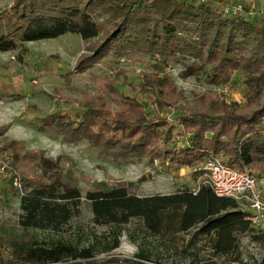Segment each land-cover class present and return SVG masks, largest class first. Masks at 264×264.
I'll return each mask as SVG.
<instances>
[{
  "label": "trees",
  "instance_id": "trees-1",
  "mask_svg": "<svg viewBox=\"0 0 264 264\" xmlns=\"http://www.w3.org/2000/svg\"><path fill=\"white\" fill-rule=\"evenodd\" d=\"M68 33L78 35L85 42L94 41L89 54L78 59L76 72L88 69L109 54L117 57L188 54L208 65L222 85H228L234 73H245L248 107L257 104L264 92V21H251L242 15L226 17L211 3L12 0L9 7L0 11V52ZM104 79L108 93L114 96L111 102L119 106L112 119L107 118L108 101L98 91L87 101L81 121L55 113L46 117L41 126L59 131L70 142L86 140L99 157L107 156L115 163L146 157L171 167L190 166L210 155L223 154L230 166L264 172V101L250 111L238 109L235 103H227L215 94H204L205 110L178 117V125L189 135L185 144L169 147L173 126L163 119L148 118L142 104L123 97L116 80ZM139 87L154 93L152 105L157 111L173 105L176 84L169 75L143 72ZM3 133L5 129H0V136ZM7 147L15 149L19 144L10 141ZM14 159L33 160L41 166L48 163L35 150L23 151ZM16 162L10 171L21 180ZM56 184L53 181L51 185L32 188L21 197L22 229L59 231L78 214L81 201L78 188L68 185L56 190ZM85 199L93 223L112 229L111 238L100 253L118 248L121 227L132 219L141 221L152 235L169 237L172 245L178 243L181 234L196 228L192 238L211 237L213 254L228 257L222 264H242L239 235L251 233L254 241H264V235L252 231L246 214L237 209L235 201L215 196L208 187L200 186L196 193L184 190L139 197L129 193L126 186L107 189L96 186L86 192ZM191 242L192 239L188 245ZM16 252L18 264H160L157 256L143 253L135 254L134 259L97 260L95 245L79 249L61 240L48 245L37 242L21 245ZM254 264H264V250Z\"/></svg>",
  "mask_w": 264,
  "mask_h": 264
},
{
  "label": "rangeland",
  "instance_id": "rangeland-1",
  "mask_svg": "<svg viewBox=\"0 0 264 264\" xmlns=\"http://www.w3.org/2000/svg\"><path fill=\"white\" fill-rule=\"evenodd\" d=\"M11 1L0 0V11L9 7ZM93 42H85L78 35L68 33L0 52V129H5L0 136V264H18L16 250L21 245L33 242L48 245L58 240L70 242L79 249L95 245L97 260L134 259L135 254L143 253L157 256L160 264H222L228 257L213 254L211 237L192 238L196 228L181 234L178 243L172 245L169 237L148 233L137 219L121 227L118 248L100 253L104 243L111 238L112 229L93 223L85 199L86 192L96 186L104 189L126 186L129 193L139 197L184 190L196 193L199 169L206 158L190 166L179 164L174 167L146 157L115 163L107 156L99 157L86 140L70 142L59 131L46 130L41 125L46 117L55 113L81 121L87 101L98 91L104 93L110 110L107 118L112 119L119 106L111 102L114 96L108 93L103 82V77L104 80L110 77L118 82V91L123 97L133 98L144 106L148 118L163 119L173 126L168 146L180 147L189 135L178 125V117L182 113L205 110L204 94H215L227 103H235L238 109L253 111L264 101V92L257 104L248 107L245 73H234L230 83L222 85L208 65L202 64L199 57L188 54L140 57L109 54L88 69L76 72L74 66L79 58L89 54ZM153 71L169 75L176 84L173 105L162 112L152 105L154 93L144 92L139 87L140 75ZM10 141H16L19 147L8 148ZM27 150H35L48 163L41 166L33 160L16 162L14 156ZM15 162L21 175L20 186H15L11 179L10 166ZM53 181L57 182L56 190L68 185L78 188L81 195L78 214L59 231L22 229L19 225L21 197L32 188L51 185ZM237 238L242 264L259 261L264 241H254L251 233ZM185 248L186 253L183 252Z\"/></svg>",
  "mask_w": 264,
  "mask_h": 264
},
{
  "label": "built area",
  "instance_id": "built-area-1",
  "mask_svg": "<svg viewBox=\"0 0 264 264\" xmlns=\"http://www.w3.org/2000/svg\"><path fill=\"white\" fill-rule=\"evenodd\" d=\"M193 2L207 4L210 0H193ZM214 7L226 17L254 15L241 3H216ZM199 171L198 189L200 186L208 187L215 196L235 201L237 209L246 214L252 231L264 235V172L230 166L223 154L210 155ZM11 174L13 184L20 186L18 175L12 172Z\"/></svg>",
  "mask_w": 264,
  "mask_h": 264
},
{
  "label": "crops",
  "instance_id": "crops-1",
  "mask_svg": "<svg viewBox=\"0 0 264 264\" xmlns=\"http://www.w3.org/2000/svg\"><path fill=\"white\" fill-rule=\"evenodd\" d=\"M191 3H194L193 0H187ZM210 3L215 6L216 3L221 4H243L248 10L254 13L253 16H244L246 19L251 21H258L262 19L264 21V0H210Z\"/></svg>",
  "mask_w": 264,
  "mask_h": 264
}]
</instances>
